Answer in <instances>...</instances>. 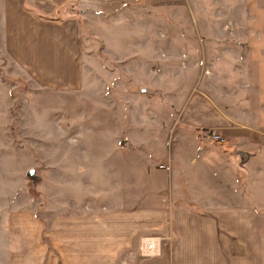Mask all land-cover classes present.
I'll list each match as a JSON object with an SVG mask.
<instances>
[{"label": "rangeland", "instance_id": "rangeland-1", "mask_svg": "<svg viewBox=\"0 0 264 264\" xmlns=\"http://www.w3.org/2000/svg\"><path fill=\"white\" fill-rule=\"evenodd\" d=\"M99 2L81 25L82 84L58 90L9 53L7 3L0 0V264H9L15 246V213L51 221L167 201L173 216L202 215L208 202L231 211L235 200V208L264 217V203L250 196L255 179L264 184L263 173L254 175L264 169V150L245 166L237 153L264 142L248 140L264 135V0ZM72 11L81 15L71 8L65 16ZM196 97L199 109L190 112ZM205 102L232 122L225 133L206 129L225 144L198 139L205 128L196 125L213 115L201 109ZM174 228L170 220L164 253ZM142 241L140 253L137 245L120 264H156Z\"/></svg>", "mask_w": 264, "mask_h": 264}, {"label": "crops", "instance_id": "crops-1", "mask_svg": "<svg viewBox=\"0 0 264 264\" xmlns=\"http://www.w3.org/2000/svg\"><path fill=\"white\" fill-rule=\"evenodd\" d=\"M6 3L7 21L12 28L7 40L11 56L42 84L58 90L80 88L83 76L81 25L85 13L97 12L99 0H6ZM28 8L46 17H57L71 8L81 15L72 11L64 19L45 20ZM42 70L55 75L50 80L43 79L46 74ZM195 101H201V97L191 102L190 112L199 109ZM205 104L206 109H201L207 113L212 110L213 115L209 119L202 116L205 122L196 126L227 132L232 122L226 113L208 102ZM258 139L264 141V135H248L250 141ZM254 145H250L249 152L254 160L261 159L264 142ZM257 173L264 174V169H258L254 175ZM257 182L255 179L254 194L250 192V196L261 204L264 203L261 193L264 184L261 187ZM166 202L153 209L132 208L126 204L81 214L67 212L51 221L40 219L33 211L15 213L9 219L15 238L9 264H120L121 256L132 249L137 251V245L140 253V240H143L144 253L146 242L155 245L159 257L156 264H264L262 214L253 209L235 208V200H232L231 211L208 202L202 215L178 211L173 216ZM170 220L175 221V228L171 251L167 254L163 252L162 241ZM124 262L122 260V264Z\"/></svg>", "mask_w": 264, "mask_h": 264}, {"label": "built area", "instance_id": "built-area-1", "mask_svg": "<svg viewBox=\"0 0 264 264\" xmlns=\"http://www.w3.org/2000/svg\"><path fill=\"white\" fill-rule=\"evenodd\" d=\"M200 140L201 142L206 144H225V140L221 137L220 134H218L216 130H205L200 135ZM144 250H145V253L143 251L144 255L147 256L157 255L155 245L152 242H146L144 244Z\"/></svg>", "mask_w": 264, "mask_h": 264}, {"label": "water", "instance_id": "water-1", "mask_svg": "<svg viewBox=\"0 0 264 264\" xmlns=\"http://www.w3.org/2000/svg\"><path fill=\"white\" fill-rule=\"evenodd\" d=\"M237 153L241 159V166H245L246 164H248V162L252 158V154H250L249 152H246L244 150H238ZM28 178L32 181L33 188L35 186H37L39 178L35 175V170H32L31 172H29Z\"/></svg>", "mask_w": 264, "mask_h": 264}, {"label": "trees", "instance_id": "trees-1", "mask_svg": "<svg viewBox=\"0 0 264 264\" xmlns=\"http://www.w3.org/2000/svg\"><path fill=\"white\" fill-rule=\"evenodd\" d=\"M30 9V8H28ZM67 13V11H62L59 13V15L57 17H46V16H43L39 13H35L36 17H38L39 19H45V20H59V19H64L66 16L65 14ZM206 129H202V130H198V137L200 138V135L202 134V132H204Z\"/></svg>", "mask_w": 264, "mask_h": 264}]
</instances>
